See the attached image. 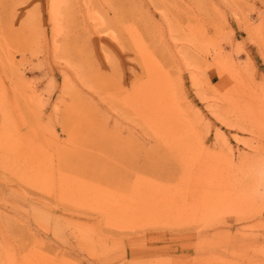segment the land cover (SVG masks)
<instances>
[{
	"label": "rangeland",
	"instance_id": "374dc122",
	"mask_svg": "<svg viewBox=\"0 0 264 264\" xmlns=\"http://www.w3.org/2000/svg\"><path fill=\"white\" fill-rule=\"evenodd\" d=\"M0 264H264V0H0Z\"/></svg>",
	"mask_w": 264,
	"mask_h": 264
}]
</instances>
